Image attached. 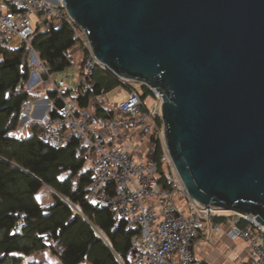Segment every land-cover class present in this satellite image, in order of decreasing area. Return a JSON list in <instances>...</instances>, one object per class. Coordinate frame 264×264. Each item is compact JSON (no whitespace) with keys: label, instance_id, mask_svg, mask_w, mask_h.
<instances>
[{"label":"water","instance_id":"water-1","mask_svg":"<svg viewBox=\"0 0 264 264\" xmlns=\"http://www.w3.org/2000/svg\"><path fill=\"white\" fill-rule=\"evenodd\" d=\"M61 2L100 66L162 95L189 199L264 227V0Z\"/></svg>","mask_w":264,"mask_h":264},{"label":"trees","instance_id":"trees-1","mask_svg":"<svg viewBox=\"0 0 264 264\" xmlns=\"http://www.w3.org/2000/svg\"><path fill=\"white\" fill-rule=\"evenodd\" d=\"M41 20L29 45L16 51L0 49V264H22L24 257L46 250L59 264H130L131 241L138 233L128 229L116 211L93 203L90 170L83 158L76 157L78 140L57 149L45 145L39 139L44 131L42 121H30L26 137L17 135L23 107L36 100L26 89L32 51L46 70L41 72L40 85L73 65V51L81 53L76 89H66L61 96L52 86L46 90L45 97L51 103L47 119L58 116L64 99L74 100L79 109L98 118L114 117V110L100 105L98 99L115 89L129 92L132 87L129 81L97 66L87 89L81 83L87 51L82 41L75 39L80 30L74 24ZM139 88L143 100L151 96L147 87ZM156 123L161 126L159 119ZM148 145L155 146L154 160L158 162L162 153L159 142L152 137ZM158 173L157 181L165 187L160 165ZM43 187L52 194L53 203L48 207H41L36 199ZM17 224L21 228L16 232ZM199 238L197 235L194 242Z\"/></svg>","mask_w":264,"mask_h":264},{"label":"built area","instance_id":"built-area-1","mask_svg":"<svg viewBox=\"0 0 264 264\" xmlns=\"http://www.w3.org/2000/svg\"><path fill=\"white\" fill-rule=\"evenodd\" d=\"M31 15H37L35 26ZM43 18L74 24L61 0H0V49L16 51L29 45ZM75 39H80L87 51L81 83L89 89L92 73L100 65L81 31ZM28 67L30 80L34 75L39 78V71H46L34 51ZM52 87L60 96L66 90L56 84ZM150 92V107L145 103L148 98L143 100L135 88L120 103H109L105 95L101 96L98 103L115 112L111 118H98L79 109L74 100L64 99L56 118H43L44 131L39 139L53 149L78 140L76 157L83 158L90 170L93 203L116 211L117 217L127 222V228L138 233L131 241L130 264H212L195 256L194 240L207 230L210 241L222 233L224 224L229 226L225 234L230 241H242L247 246L243 264H264V227L253 216L201 206L189 199L165 144L162 95L154 89ZM152 137L162 150L158 162L154 160L155 146L148 145ZM159 165L164 169L165 187L157 181ZM176 197L183 199L185 213L175 202ZM20 228L17 224L16 232Z\"/></svg>","mask_w":264,"mask_h":264},{"label":"rangeland","instance_id":"rangeland-1","mask_svg":"<svg viewBox=\"0 0 264 264\" xmlns=\"http://www.w3.org/2000/svg\"><path fill=\"white\" fill-rule=\"evenodd\" d=\"M30 19L32 21L33 26H35L37 19H38L37 15H31ZM71 55H72L73 65H71V67H69L65 71L54 74L52 77H49L48 84L47 82H44L43 84H41L42 86L40 85L42 71H39L40 80L37 75L36 78H31V80L29 79V81L27 82L26 89L30 91L31 95L36 97V100L29 103V104H32L31 105L32 107L30 106L28 107L27 105L29 104L25 105L26 106V107L24 106L25 108L23 107L22 118H21L20 127H19V134L17 135L19 138H23L28 135L27 128H28V123L30 121L40 122L44 120L43 118L42 119L30 118V112L33 108V104H35L36 102L40 101V99H42V96L45 95V92L47 89H50L51 86L54 84L58 85L57 87L62 88V89H67V90L76 89L78 79H79L78 65L81 63L82 58H81V53L78 49L73 51ZM129 85L132 88H135L137 90L140 89L139 88L140 85L138 84H134L130 82ZM126 92L127 91L124 90L123 88H118L106 94L104 98L109 103H120L124 100L126 96ZM145 103L149 107L153 105V101L151 98H148ZM46 105L50 106L51 103H46ZM51 195H52L51 191L47 189L46 187H43L36 195L38 204L41 207L50 206L53 203ZM176 201L180 203V202H183V199L181 197H176L175 202ZM220 237L221 235L218 234L217 236H213L210 239V241L207 240L206 238L205 240H202V241L197 240L195 244L198 243L199 245V244H202L200 242H203L205 246L204 251H207L208 252L207 254L209 255L217 254V259H215L214 261H218V264H243L245 261H243L241 257V253L244 252L245 249L247 248L246 244L242 241H237L235 242L234 249H228L226 245L224 244L216 245V242L219 241ZM34 262H40L44 264H59L58 262H56L55 259L51 257V255L49 254L47 250L41 253H37L31 256L24 257L22 264H30Z\"/></svg>","mask_w":264,"mask_h":264},{"label":"crops","instance_id":"crops-1","mask_svg":"<svg viewBox=\"0 0 264 264\" xmlns=\"http://www.w3.org/2000/svg\"><path fill=\"white\" fill-rule=\"evenodd\" d=\"M33 78H36V75H34V77ZM127 93V92H126ZM126 97V96H125ZM45 98V95L44 96H42V99H40V101H38V102H36L35 104H33V108H32V110H31V112H30V118H34V119H39L40 117H42V118H44L45 116H46V113L48 112V110H49V108H50V106L49 105H46V102H44V99ZM50 103V102H49ZM32 104H29V105H27L28 107L30 106V107H32L31 106ZM26 107V106H25ZM24 107V108H25ZM26 119V118H25ZM27 133L29 134V128H27ZM180 204V208L182 209V212L183 213H185V209H186V205H185V203L184 202H180L179 203ZM228 224H224L223 225V231H222V233L220 234L221 235V237H220V239H219V241L218 242H216V245H220V244H224V245H226V247L228 248V249H234V247H235V242H232V241H230L227 237H226V234H225V232L228 230ZM208 235V232H207V230H204L202 233H201V235H200V238L198 239L199 241L201 240H205V238H206V236ZM237 242V241H236ZM200 243H202V244H199L198 245V243L197 244H195V242H194V245H193V252H194V254H195V256L196 257H198V258H200V259H202V260H205V261H208V262H210V263H212V264H218V261H214L215 259H217V254H214V255H212V254H207L208 252L207 251H204V243L203 242H200ZM50 254V253H49ZM51 255V254H50ZM51 257L53 258V259H55L56 260V262H58L57 261V259L55 258V257H53L52 255H51ZM241 257H242V259H243V261H245L246 260V258H247V248L245 249V251L244 252H242L241 253ZM40 263V262H39ZM44 264V263H43Z\"/></svg>","mask_w":264,"mask_h":264}]
</instances>
